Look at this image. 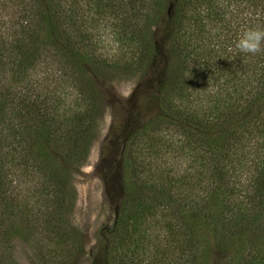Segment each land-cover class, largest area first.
Returning a JSON list of instances; mask_svg holds the SVG:
<instances>
[{
	"label": "trees",
	"instance_id": "1",
	"mask_svg": "<svg viewBox=\"0 0 264 264\" xmlns=\"http://www.w3.org/2000/svg\"><path fill=\"white\" fill-rule=\"evenodd\" d=\"M249 26H264V0H29L0 31V238L34 229L60 260L78 252L72 173L98 126L93 76L141 78L166 56L124 131L122 196L96 257L210 264L253 246L264 220V52L235 47Z\"/></svg>",
	"mask_w": 264,
	"mask_h": 264
},
{
	"label": "rangeland",
	"instance_id": "2",
	"mask_svg": "<svg viewBox=\"0 0 264 264\" xmlns=\"http://www.w3.org/2000/svg\"><path fill=\"white\" fill-rule=\"evenodd\" d=\"M28 1L0 0V31L3 27L12 26ZM106 47L107 59L111 60L115 50L109 39ZM168 60L163 56L160 63L141 78H128L111 72L93 76L99 94L98 126L84 164L72 173L76 200L70 209L69 220L80 236L78 252L73 257L60 260L62 249L59 251L52 239L45 238L44 232L33 229L28 238L22 236L26 235L25 231L10 239L0 238L3 264H104L96 257V252L98 245L101 246L98 244L101 232L114 222L122 196L119 153L125 138L124 131L142 104L141 96L158 81ZM14 173L9 170L6 179L15 186ZM17 222L28 229L31 225L26 220L18 219ZM247 236H243L244 241ZM255 237L253 246L246 243L240 250L225 249L210 264H264V220Z\"/></svg>",
	"mask_w": 264,
	"mask_h": 264
},
{
	"label": "clouds",
	"instance_id": "3",
	"mask_svg": "<svg viewBox=\"0 0 264 264\" xmlns=\"http://www.w3.org/2000/svg\"><path fill=\"white\" fill-rule=\"evenodd\" d=\"M235 47L244 54L264 52V26H249L244 29L235 42Z\"/></svg>",
	"mask_w": 264,
	"mask_h": 264
}]
</instances>
